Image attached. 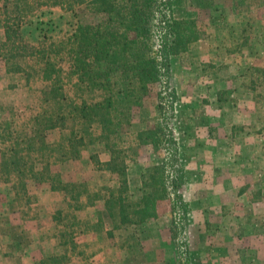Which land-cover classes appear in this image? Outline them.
Listing matches in <instances>:
<instances>
[{
    "label": "rangeland",
    "instance_id": "1",
    "mask_svg": "<svg viewBox=\"0 0 264 264\" xmlns=\"http://www.w3.org/2000/svg\"><path fill=\"white\" fill-rule=\"evenodd\" d=\"M53 3L23 26L27 44L37 46L46 34L51 48L78 22L105 18L85 5L73 12L67 3ZM174 17L195 20L199 38L171 58L169 79L152 87L128 132L114 141L138 200L144 171L164 154L171 157L150 145L137 149L139 133L160 123L165 140L175 138L165 145L186 174L188 211L171 198L159 204V218L136 227L104 219L99 225L100 204L69 209L63 193L33 179L46 164L49 174L85 182L91 194L118 186L91 160H110L103 143L83 149L78 161L60 162L63 133L52 130L42 150L30 149L37 137L33 120L54 108L43 101L48 84L36 72L24 74L21 60L7 62L0 47V264H264V0H189ZM4 34L0 24V43ZM64 85L75 102L102 98L72 74ZM15 155L23 178L2 172V160Z\"/></svg>",
    "mask_w": 264,
    "mask_h": 264
},
{
    "label": "trees",
    "instance_id": "2",
    "mask_svg": "<svg viewBox=\"0 0 264 264\" xmlns=\"http://www.w3.org/2000/svg\"><path fill=\"white\" fill-rule=\"evenodd\" d=\"M50 1H54L53 5L67 3L73 12L75 6L85 5L92 13L105 18L94 24L78 22L66 40L51 44V48L46 34L37 46H31L24 40L23 26L37 9ZM188 1L0 0V24L5 32L0 47L8 52L5 59L7 62L21 60L25 66L22 72L29 77L36 72L48 84L43 92L44 103L54 106L33 120L37 137L31 141L30 149L41 147L42 150L47 145L46 133L52 130L63 133L58 146L60 162L78 161L83 149L103 143L110 160L101 163L97 156H91V160L98 166L100 163L118 181V186L101 187L91 194L85 182H68L59 174L52 176L46 164L34 173L33 179L49 183L52 191L63 193L69 209L82 210L100 204L99 225L103 219L119 221V228L142 225L159 218V204L171 198L181 204L185 214L188 211L183 197L186 174L178 160H172L174 155L165 145L173 144L175 138L165 140L168 134L160 123L139 133L137 149L150 145L155 152H168L167 156L171 157L168 159L164 154L159 163L144 171L143 196L138 200L130 194L128 164L124 151L115 142L128 132L135 110L143 106L152 87L169 79L171 58L187 51L198 40L195 20L174 17L175 10ZM169 13L173 14L171 19H167ZM70 74L88 93H101L102 98L84 99L81 103L71 100L64 85ZM19 167L16 155L1 162L3 173L18 171L23 178ZM21 186L26 188L25 180Z\"/></svg>",
    "mask_w": 264,
    "mask_h": 264
}]
</instances>
